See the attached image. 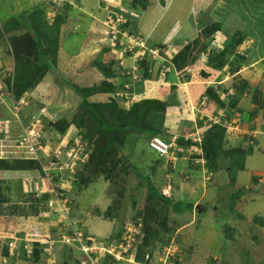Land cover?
Masks as SVG:
<instances>
[{
  "label": "rangeland",
  "instance_id": "obj_1",
  "mask_svg": "<svg viewBox=\"0 0 264 264\" xmlns=\"http://www.w3.org/2000/svg\"><path fill=\"white\" fill-rule=\"evenodd\" d=\"M140 1L147 8L141 10ZM35 9L49 27L61 16L58 68L20 101L9 100L0 77V170H40L38 177L0 185V201H8L0 204V264H141L136 256L143 241L152 254L147 264H264V227L253 217L264 216V179L254 181L264 178V0H0V29L10 22L7 36L23 38L26 49L34 43L16 24L31 27L26 13ZM8 44L0 38V73L5 68L7 75L14 70ZM44 56L40 63L54 60L49 52ZM217 56L225 60L222 68L212 60ZM110 59L125 69L106 79L100 67ZM141 61L152 75L143 90ZM34 62L39 65L37 58ZM106 80L118 91L90 95L91 102L113 97L123 111L136 102L164 103L167 117L160 133L133 132L124 146L115 145L116 157L98 149L101 140L88 147L84 95L73 86L90 89ZM205 92L221 100L207 104L203 98L201 104ZM233 94H238L236 106L230 103ZM219 112L224 118L232 114L225 122L219 119L228 125L224 144L213 139L209 156L201 142L216 129L212 120ZM78 116L83 128L75 121ZM62 119L72 122L67 130L56 126ZM106 120L111 121L109 114ZM149 121L153 126L156 119ZM191 133L198 140L178 146L179 136ZM152 135L151 140L161 137L177 150L166 156L152 150L146 144ZM239 148L245 169L232 181L223 154ZM98 154L105 155L104 161L95 158ZM127 156L138 165L160 161L146 173L157 184L171 182L176 193L165 185L166 196L194 201V212L180 214L165 201L150 199L146 180L135 171L119 177L125 190L118 207L109 191L112 182L100 170ZM236 192L241 195L231 210ZM33 207L40 211L34 213Z\"/></svg>",
  "mask_w": 264,
  "mask_h": 264
},
{
  "label": "trees",
  "instance_id": "obj_2",
  "mask_svg": "<svg viewBox=\"0 0 264 264\" xmlns=\"http://www.w3.org/2000/svg\"><path fill=\"white\" fill-rule=\"evenodd\" d=\"M140 4L143 5V7L140 5L139 7H141L140 9L142 10L143 8H147V3L146 1H140ZM137 8V3H135V5L132 7L133 9ZM139 10V9H138ZM39 12H41L40 9H35V10H28V12L26 14H29V19L30 22L32 24L31 27H27L25 26L23 23L22 24H16V25H21L23 28L27 29V33L26 36L30 37L31 43H34V47L33 48H29L26 49L24 48L25 46V40L21 37H18L16 34H11L9 36H7L10 32V27L6 26V25H10V22L6 23V25L3 26L2 29H0V38H6L7 42L9 43V47L11 48V50L9 51V53L11 55H13L14 57V70L10 71L9 74L7 75L5 68L3 69V71L0 73V77L2 79V83L6 84V89H8L7 94L8 96H10L9 100H14L16 99L17 101H20V99L22 97H24V95L31 90L36 84L37 82H39L43 76H47L48 72L54 71L55 69L58 68L57 64H56V58H57V52H58V45H59V36H58V31L59 28L58 27V23L57 22H61V16H57L56 18V24L55 26H51L49 27L47 25V23L45 22V20H41V18L39 17ZM18 17L13 16L12 19L19 23L22 22V20L16 19ZM21 19V18H20ZM123 26L128 27L127 23ZM126 27H124L123 32L120 31V37L123 35V33L125 31H127ZM6 36V37H5ZM39 43H43L42 45ZM190 46V45H189ZM185 49L188 50V46L185 47ZM49 52L50 54H52V56L54 57V60L51 62L48 60H46L47 64L45 63H40L41 58L44 59V55L45 53ZM37 58L38 59V63L39 65L37 66L34 62V59ZM193 56H190V60L192 59ZM222 56H217L215 58H212V60H214L216 62V66L217 68H222L223 67V62L225 61L224 59H221ZM107 65H103L100 68L102 69L103 75L106 77L108 76L106 79H110V78H115V74H118L119 71H123L125 68H123L122 66L118 65V61L116 59H110ZM141 68L145 67L144 64L145 62L141 61ZM118 68V69H117ZM182 71V69H180ZM151 69H149V67H145L144 71L142 73V80L143 83H139V88L140 90H143L144 88V80L147 78H150L151 75ZM120 73V72H119ZM125 76L126 73L124 74ZM127 78V77H126ZM69 83H72V80L68 81ZM138 83V82H137ZM73 84V83H72ZM107 85V86H106ZM117 84L112 83V82H108L107 80L104 81V83L102 84H98V85H94L92 87L89 88H83L80 85H76L74 84V88L81 93L82 95H84V100L82 101V109H85V113L83 114L84 118H87V123L84 127V129L86 130L85 132V139L88 140V147L90 148L92 146L91 143L93 142H97V140H101V143H98V149L102 150V148H105V152L104 154H116V146H124V143L127 140V136H131V133L135 132V133H146L147 135H149L152 131L153 134H157L160 133V130L165 127L162 126L161 124L164 123V120L167 118L164 114H162L163 110L165 109V104H159L157 107L153 106V101H144L143 103H139L136 102L134 103V105L131 107V109L129 111H123L121 109H119V107H117V102L116 100L113 99V97H109L108 101L105 102H100V103H93L91 102L88 97L90 95L93 94H99V93H116L118 91V86H116ZM123 88V87H122ZM126 89V88H125ZM216 94H209L207 92H205L204 94H202L200 96L199 102L201 104H204L205 102L202 101V99H207L208 103H211L213 100H221L219 97L216 98L215 97ZM237 96L238 94H233L230 97V103L233 106H236V100H237ZM124 101H126L125 96L122 97ZM116 102V103H115ZM3 103H0V106ZM6 104V103H5ZM12 104V102H11ZM207 106V105H205ZM108 110V111H107ZM241 109L238 108L237 112H239ZM106 114H109V117L111 119V121H107L106 120ZM231 112H228L226 117L224 118L222 115V113H218L217 115H214L213 117H219V119L223 122L230 120V116H231ZM93 117L95 121L93 122V120H90V117ZM166 117V118H165ZM156 119V122L153 126H149L150 121L152 119ZM164 119V120H163ZM75 121L78 122L77 125H81L80 128H83V118H80V116H78V118L75 119ZM149 121V122H148ZM80 122V123H79ZM72 123V122H71ZM70 122H67V120L62 119L59 123H56L57 127H59L62 130H67L71 125ZM229 123V122H228ZM231 123V122H230ZM229 123V124H230ZM227 123H220V121L218 123H215L213 125V128L215 127L217 131L213 130V131H208V133H206V135H204L203 139H202V147L206 150V152L209 151V156H211L210 150H211V142H213V139L218 138L219 140V144L223 145L224 142L222 141L224 133H226V129ZM48 125H53L51 123H49ZM162 131V130H161ZM152 134V133H151ZM216 135V137H215ZM101 136L103 137V140L101 138ZM153 137V135L149 138L151 140V138ZM101 138V139H99ZM247 138V137H246ZM132 140V139H131ZM151 142V141H150ZM258 142L259 139H258ZM83 143V142H82ZM85 144V143H83ZM135 144V143H134ZM147 146L150 147V143L149 140L148 142H146ZM189 144H191V141L187 140L185 135L179 136L178 139V146H188ZM116 145V146H115ZM87 147V145L85 146V148ZM136 147V145L134 146ZM138 148V147H136ZM134 149L135 155H138V151H136ZM141 148V147H139ZM152 149V148H151ZM153 150V149H152ZM177 150V148L172 147V149L170 151H174ZM141 151V150H139ZM85 157L88 159L90 156L88 155L89 152L85 151ZM114 154L113 157H116ZM179 155V153H177ZM127 155V154H126ZM224 157L225 159L229 160V176L231 177L232 181L236 180L237 177V173L239 171H242L245 169V162L246 159L244 158L243 155V150L241 148L239 149H231L228 150L226 152H224ZM166 156V155H163ZM142 156H140L141 158ZM161 157V156H160ZM32 158V157H31ZM36 158V157H35ZM35 158H32L30 160H33ZM95 158L99 159L100 162L104 161L105 155L103 156L102 154H98L97 156L95 155ZM211 160H213V158H211ZM111 164L109 163V165L106 166V168H102L100 170L101 173H103V177L105 176L104 172H106L108 178L105 180H110L112 182V187H110L109 191H110V195H111V199L114 200L115 204L118 205V207H120V197L124 194V186L122 185L118 180L119 177H123L124 174L129 175L130 171H135L137 172V175H139L141 177V179L146 180V189L148 190L149 194V198H153L157 197L159 200V203L162 201H165L167 203V205H172V208L174 209L175 212L183 214L184 212H194V201H192L191 203L189 202H184V201H180L175 199V195L173 197H167L166 193L163 192V187H165V185L167 186V188H170V191L172 192V194L175 192V188L173 189L172 187V183L169 182L166 184V181L162 182V183H155L153 180V177L151 175H148V173L146 172H150L149 170L152 169L151 172H153L155 169H157V164H159L160 161L157 160H152V163L149 164H141L138 165L136 162H134L132 160L131 157L127 156L126 158L123 157L121 159H115L111 160ZM146 163V162H145ZM34 167V166H33ZM143 167H149L145 170H143ZM219 166L217 165L214 168V171L219 170L218 168ZM36 168V167H35ZM44 168V167H43ZM11 171V170H10ZM19 171V170H18ZM22 171V170H21ZM27 171H31V170H26L23 172H27ZM39 171L38 169H36L35 172L38 173L39 175ZM20 172V171H19ZM33 177V176H30ZM264 179L263 177H258L255 176L254 177V181L258 182L259 180ZM1 185V184H0ZM163 185V186H162ZM122 187V189H121ZM166 188V187H165ZM0 191L3 192L0 188ZM174 191V192H173ZM115 192H117V195L115 196ZM145 193V192H144ZM143 193V194H144ZM176 193V192H175ZM6 194V193H5ZM239 193H234L232 194V201H231V207L230 209L232 210V207L234 208V206L236 205V200H238L240 198ZM44 197H48V194H44L42 196V199L44 200ZM235 198V199H234ZM149 199V201H150ZM5 202L7 203L8 201L5 200ZM4 201H0L1 205L6 204ZM145 204V202H144ZM33 212L34 213H38L40 211V209L33 207ZM208 206H205V211H207ZM18 206H16L15 208H13L12 210H14V213L17 212L18 210ZM45 209L48 210V207H46ZM155 212V210H153ZM198 211V209H197ZM207 212H203V214L206 215ZM147 216V214H146ZM254 223L258 224L259 226H261L262 228L264 227V216H260V215H254ZM144 219V218H143ZM145 221H147V217H145ZM137 225L139 224V222H137ZM142 228V226H141ZM145 230H146V226H145ZM227 231V228H226ZM84 241L87 244H90L91 241H87L86 238H88L87 235H84ZM5 256H10V253L8 251L4 252ZM147 255H149V257H147ZM151 252H150V248L148 246V242L145 243L143 241V243L139 244V248L137 251V256L136 259L139 263L141 264H147L148 261H150L151 259ZM35 258V256H33ZM39 256H37L38 258ZM32 260V259H31Z\"/></svg>",
  "mask_w": 264,
  "mask_h": 264
},
{
  "label": "crops",
  "instance_id": "obj_3",
  "mask_svg": "<svg viewBox=\"0 0 264 264\" xmlns=\"http://www.w3.org/2000/svg\"><path fill=\"white\" fill-rule=\"evenodd\" d=\"M220 113V112H219ZM167 122V121H166ZM3 123V121H0V124ZM166 124V123H165ZM185 125V124H184ZM183 127V126H182ZM192 134V133H191ZM179 156V155H178ZM176 158V157H174ZM184 158V157H183ZM178 162V161H177ZM180 163V162H179ZM182 163V161H181ZM30 176L33 177H38V173L37 172H33V171H27V172H23V171H2L0 170V184H3L5 180H7V182H10L9 180H12L13 178H30ZM32 178V177H31ZM6 182V183H7ZM17 183L18 181H15V188L17 187Z\"/></svg>",
  "mask_w": 264,
  "mask_h": 264
},
{
  "label": "built area",
  "instance_id": "obj_4",
  "mask_svg": "<svg viewBox=\"0 0 264 264\" xmlns=\"http://www.w3.org/2000/svg\"><path fill=\"white\" fill-rule=\"evenodd\" d=\"M150 146L162 155L170 152L169 145L166 143L165 139H162L161 137H154L150 142Z\"/></svg>",
  "mask_w": 264,
  "mask_h": 264
},
{
  "label": "bare ground",
  "instance_id": "obj_5",
  "mask_svg": "<svg viewBox=\"0 0 264 264\" xmlns=\"http://www.w3.org/2000/svg\"><path fill=\"white\" fill-rule=\"evenodd\" d=\"M219 122V117H215V119H213L212 120V123H218ZM190 135H192V136H190V137H186V139L187 140H193V142H196L198 139H197V136H198V134H195V133H193V134H190ZM193 137V138H192ZM166 141V143L169 145V150H171L172 149V147H174L173 146V143L172 142H170V141H167V140H165ZM177 147V146H176ZM150 148H151V146H150ZM175 148V147H174ZM157 151V150H156ZM169 154V153H168ZM167 154V155H168ZM85 239V238H84Z\"/></svg>",
  "mask_w": 264,
  "mask_h": 264
},
{
  "label": "clouds",
  "instance_id": "obj_6",
  "mask_svg": "<svg viewBox=\"0 0 264 264\" xmlns=\"http://www.w3.org/2000/svg\"><path fill=\"white\" fill-rule=\"evenodd\" d=\"M30 131V130H29Z\"/></svg>",
  "mask_w": 264,
  "mask_h": 264
}]
</instances>
